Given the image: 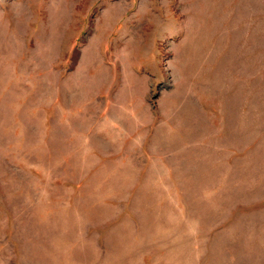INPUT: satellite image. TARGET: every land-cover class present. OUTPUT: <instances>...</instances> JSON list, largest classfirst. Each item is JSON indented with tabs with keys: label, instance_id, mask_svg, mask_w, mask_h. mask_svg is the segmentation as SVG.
Masks as SVG:
<instances>
[{
	"label": "rangeland",
	"instance_id": "374dc122",
	"mask_svg": "<svg viewBox=\"0 0 264 264\" xmlns=\"http://www.w3.org/2000/svg\"><path fill=\"white\" fill-rule=\"evenodd\" d=\"M0 264H264V0H0Z\"/></svg>",
	"mask_w": 264,
	"mask_h": 264
},
{
	"label": "bare ground",
	"instance_id": "6f19581e",
	"mask_svg": "<svg viewBox=\"0 0 264 264\" xmlns=\"http://www.w3.org/2000/svg\"><path fill=\"white\" fill-rule=\"evenodd\" d=\"M115 17V16H114Z\"/></svg>",
	"mask_w": 264,
	"mask_h": 264
}]
</instances>
